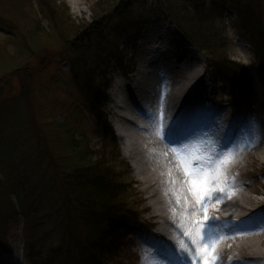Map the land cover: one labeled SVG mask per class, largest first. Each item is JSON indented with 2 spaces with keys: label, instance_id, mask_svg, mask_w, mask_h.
Wrapping results in <instances>:
<instances>
[{
  "label": "rangeland",
  "instance_id": "374dc122",
  "mask_svg": "<svg viewBox=\"0 0 264 264\" xmlns=\"http://www.w3.org/2000/svg\"><path fill=\"white\" fill-rule=\"evenodd\" d=\"M122 1L79 0V3L74 5L69 0H54L51 4L53 14L49 19L39 17V20L3 12L0 8V17L3 18H0V212L7 210L0 215V224L2 223L0 246H3L0 249V264L23 263L21 213L29 218V212L32 211L37 219L35 222L31 221L27 228L32 238L36 235L40 240L49 235L53 229L44 214L56 198L53 199V192L51 195L43 194L45 192L43 178L44 174L50 171L48 164L52 167L53 178L56 175V178L60 179V173H65L66 170H61L60 166H57L59 171L55 169V163L54 166L51 163L53 158L54 162L65 160L72 167L80 164L77 157L71 156L63 148V138L66 134L59 126L72 109L82 113L80 115L84 119L83 124L90 134L91 151L105 147L106 143L102 142L103 131H110L115 137L121 160L129 165L130 174L122 179L123 185L130 186L126 195L131 199L126 203H131L137 223L146 228L139 231L127 227L124 231L118 223L117 232L112 235L118 247L112 250L113 257L110 260L112 262L109 264H154L148 257L149 248L146 247L147 250L142 243L146 244L150 241L151 234H157L158 221L162 220V217L154 216L153 211L156 210L162 215L167 213V209L161 210L156 203L158 197L155 194L162 195L163 189L154 184L155 179L153 181L150 176L139 172L133 152H128L127 148V152H123V147L126 145L117 134L120 124L117 113L121 112L124 115L129 111L125 88L128 86L136 95L137 91L132 88V80H137L141 73L140 68L150 59L149 57L159 54L158 48H167L165 62L173 67L171 71L175 79H180V67L183 63L196 65L195 68L200 73V82L193 83L198 86V88L196 86L197 94L201 96L202 93L203 97H206V102L213 103L217 107L220 105L226 111H233L235 105H232V100L242 95L240 93L242 88L250 97L249 104L243 105L241 109L251 119L248 123V132L245 138H242L239 149L229 159L224 156L226 160L222 171L214 172V167L207 166L208 154L215 155L212 150L209 153L194 148L193 154L185 152L183 155L177 154L175 160L182 168L184 184L194 188L198 195L203 190L205 179L209 180L208 187L224 189V192H216L207 202L202 203L198 221L203 219L206 211L210 217L207 221L209 225H218L219 223L215 221L222 215L221 205L230 197L248 194L256 202H264L262 172L264 155L259 154L258 151L264 148V115H262L264 113L261 110V105H264V84L259 78L258 64L255 63L252 47L244 41L236 29L238 17L235 11L228 9L223 17H219L216 10H206L209 19L204 24L203 30L200 29V33L206 38V43L216 49L214 59L219 60L224 57V60L235 63L236 68L242 71L240 74L237 73V79H233L234 75L226 74L227 82L222 83L217 77H212L215 80H209L212 78L211 73L209 78L205 73L207 63L204 53L188 42L189 35H193L191 31L197 35V30L184 21V28L189 34L184 36L179 31L178 20L174 16H184L185 10L191 9L190 5H185L184 0H125L128 3L126 8L128 11L125 14L120 13L123 8L119 10L118 6ZM241 1L256 10L254 14L260 18L258 24L264 29V0ZM200 2L205 9L210 5L209 0H200ZM116 6L118 9H113ZM61 13L64 14V20L61 19ZM108 13V18H111L107 22L109 25L105 24V21L100 26L103 43L102 38L100 40L98 36L88 37L84 41L77 40L86 24ZM115 13L119 15L115 17ZM160 13L162 18L154 22L156 15ZM119 28H122L120 34ZM167 42H173V46L168 45ZM100 47L103 51L117 47L119 53L115 55V60L109 64L102 63L96 69L97 61L92 60L94 57L92 51ZM181 51L184 52V57L176 59V55ZM120 67L130 70L129 75L124 76L123 72H119ZM151 69L153 71L156 67ZM106 84L107 88H105ZM229 84L233 85L232 88ZM89 88L95 91L94 94L89 95V99L106 98L105 103L95 107L97 112L100 111L105 116L104 125L101 127H97L95 119L83 106L85 101L88 103L85 89L89 90ZM117 89L125 101L121 108V104L117 103L114 97V90ZM203 101L204 99L190 98L187 103L191 102L194 105L199 102L198 106L202 107ZM126 124L131 129L142 132L131 122L127 121ZM80 136L81 133L77 134L76 138L79 139ZM45 138H49L46 140V145L54 156L48 154L47 162L43 161L38 153V146L45 145ZM103 151L107 156V159L104 157L103 159L114 162L108 156L109 149L105 148ZM64 155H70L69 159H64ZM183 156L186 158L184 159ZM214 157L217 160L218 157ZM19 159L21 163L17 164ZM182 161L186 162L190 169L201 172L196 177L195 185L192 183L193 177L185 172ZM110 162L106 167L112 168L113 173L115 170L119 172V168L114 170ZM91 163L94 164V161ZM96 168L104 169L105 165ZM214 176L217 178V183L212 184L210 181ZM107 177L114 182L111 183L117 185L119 178H110V174ZM16 180L23 181L19 188L14 186ZM253 204L254 202L250 205ZM13 205H16L14 210ZM240 212L231 213L236 215ZM89 217L87 216V219ZM75 222L74 220L73 229H79ZM150 224L153 226L151 230L148 229ZM87 228L81 226L79 230L74 231L75 236L78 234L76 240L81 245L82 233H90ZM217 240L220 242L219 238Z\"/></svg>",
  "mask_w": 264,
  "mask_h": 264
},
{
  "label": "trees",
  "instance_id": "16d2710c",
  "mask_svg": "<svg viewBox=\"0 0 264 264\" xmlns=\"http://www.w3.org/2000/svg\"><path fill=\"white\" fill-rule=\"evenodd\" d=\"M184 2L185 5H190L191 9H186L184 12L186 14H183L184 16L173 15L178 20L177 25L180 27V30H178L184 36L189 34L184 28V21L191 24L195 28L194 30H197V35L191 31L193 35H189L188 39L204 53L211 77H217L222 83H225L227 82L226 74L234 75L236 77L233 76V79H237V73H242L240 69L236 68L235 63L227 59L224 60V57L215 60V47L208 45L206 38L200 33V29L203 30L204 24L209 19L206 10H216L217 16L223 17L227 10L231 9L235 11L238 17L236 29L252 47L261 79L264 82V29L258 24L260 18L254 14L256 10L249 8L241 0H209L210 5L207 9L204 8L200 0H184ZM52 3H54V0H0V8L3 12L16 13L23 17L39 20V17L40 19L42 17L49 19L50 15L53 14L54 10H51ZM127 5L128 3L125 0L118 4L119 10L123 8L120 13L125 14L128 11L126 10ZM113 9L118 8L116 6ZM116 13L114 14L115 17L119 15ZM61 15V19L64 20V14L61 13ZM108 16L109 13L93 19L89 24H86L81 30V34L78 35L77 40L84 41L88 37L93 36H98L101 40L102 31L100 30V26L105 21V24L109 22L111 18H108ZM156 16L154 22L162 18L161 13ZM0 18L3 19L2 17ZM149 22L153 23V21ZM121 32L122 28H119L118 33L120 34ZM103 40L102 38V43ZM92 53L94 55L92 60L97 61V65L95 64L97 69L102 63L109 64L115 60V55L119 52L117 47H110L105 51L100 47L93 49ZM225 86L227 87L228 83ZM229 86L232 88L233 85L229 84ZM105 88H107V84ZM85 90L88 103L85 101L83 106L97 123L101 126L104 125L105 116L102 112H97L95 107H100L105 103L106 98L104 97L101 100L96 98L89 99V95L94 94L95 91L91 90V88ZM240 93H242L239 97L240 100L243 101L249 98L244 88L241 89ZM80 113L72 109V112L66 118H63L59 125L66 134L65 138H63V148L71 156L77 157L80 160V164L72 167L65 160H56L54 162L53 158L51 163L53 166L55 163V169L59 171L57 166H60L61 170L65 169L66 171L65 173H60V179L56 178V175L53 178L51 175L52 167L48 164L50 171L44 174L43 178L45 184V192L43 194L51 195L53 192V199L56 198L48 208L47 213L44 214L49 225L53 226V229L49 232V235H46L47 237L45 236L38 240L35 235L32 238L27 232V228L31 221L35 222L37 219L33 216L32 211L29 212V218L31 219L21 213L24 220L22 264H109L112 262L110 261L113 257L112 250L118 247L115 239H112V235L117 232V224L119 223L124 231L129 226L137 225V217L132 212L131 203H126V201L128 202L131 199V197L126 195L130 186H125L122 183V179L129 173V165L121 160L115 137L110 131H103L104 138L102 142L106 143L105 147H100L98 151H91L90 134L83 124L84 119ZM80 133L81 136L77 139L76 135ZM47 139L49 138L44 139L45 145L43 147L41 145L38 146V153L41 159L46 162L48 154L54 157L46 145ZM105 148L109 149L108 156L114 161L109 162L114 166V170L119 168V172L115 170L113 173L112 168L106 167V164L109 162L103 159V157L107 159L103 151ZM70 155H64V159H69ZM91 161H94V164ZM20 163V159L17 160V164ZM103 165H105L104 169L96 168ZM108 174H110V178H119L117 185L113 184L112 179L113 183H111L109 177H107ZM22 182L16 180L14 186L19 188ZM49 185L50 188H48ZM13 192L16 193V191ZM15 207L16 205H13L12 209L14 210ZM5 211L7 210L4 209V211L0 212V215ZM86 214L88 217L90 214L88 219ZM74 220L79 229L81 226L88 227L87 231L90 232L89 234L82 233V245L76 240L78 234L76 236L74 234L75 230H79L73 229ZM1 226L2 223L0 224V230L2 229ZM1 247L3 246H0V249Z\"/></svg>",
  "mask_w": 264,
  "mask_h": 264
},
{
  "label": "bare ground",
  "instance_id": "6f19581e",
  "mask_svg": "<svg viewBox=\"0 0 264 264\" xmlns=\"http://www.w3.org/2000/svg\"><path fill=\"white\" fill-rule=\"evenodd\" d=\"M69 1L74 5L79 3V0ZM158 50L159 54L150 57L140 68L137 80H132V88L137 92L126 103L135 106L136 111L120 116L117 128L118 136L126 145L123 152H133L139 172L155 179L154 184L163 189L162 195L155 194L158 197L156 203L161 210L167 209V213L162 215L153 211L154 216L162 217L156 233L164 238L167 250L173 251L185 264H204L205 259L210 264H236L241 258L248 264H264V202H256L248 194L230 197L221 205L222 215L215 221L218 225L210 226L203 219H197L202 202L194 188L184 184L182 168L175 159L178 153L193 154L194 148L215 152L216 146L226 142L233 131L230 111L224 107H214L208 113L191 109L188 99H203L193 83L200 82L196 65L183 63L180 79H175L173 67L165 62V50ZM154 66L156 69L151 72ZM128 91L131 94L130 88ZM114 96L121 108L125 101L118 89L114 90ZM125 121L142 132L131 129ZM174 121L180 136L165 138ZM239 146L236 140L235 146L226 154L232 155ZM258 151L264 155L263 147ZM208 159V167H214V172L222 171L218 159L211 154ZM238 211L241 214L234 215ZM242 219H245L243 223ZM206 247L207 252L204 251Z\"/></svg>",
  "mask_w": 264,
  "mask_h": 264
},
{
  "label": "snow or ice",
  "instance_id": "6c2138e0",
  "mask_svg": "<svg viewBox=\"0 0 264 264\" xmlns=\"http://www.w3.org/2000/svg\"><path fill=\"white\" fill-rule=\"evenodd\" d=\"M178 135V129L176 127V122H173V125L169 126L166 133H165V138L167 137H176ZM174 142V141H173ZM184 163V167H185V172L188 173L190 176L193 177L192 183L195 185L197 183L196 177L199 176L201 174V172H197L196 170L190 169L188 164L186 162ZM205 176H207L206 173H204ZM204 187L203 190L201 192V194L199 195L198 199L204 203L207 202L210 198H212L216 192H224L223 188H212V187H208L209 184V180L205 179L204 180ZM210 183L215 184L217 183V178L214 176L212 177ZM210 219V217L206 214L205 211V215L203 217V221L207 222ZM205 252H207V247L204 249ZM204 264H210V261L208 259H205Z\"/></svg>",
  "mask_w": 264,
  "mask_h": 264
}]
</instances>
